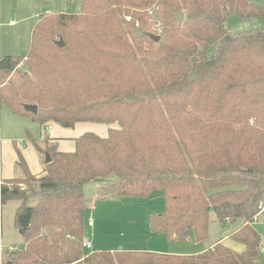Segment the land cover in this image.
<instances>
[{
	"label": "trees",
	"instance_id": "trees-1",
	"mask_svg": "<svg viewBox=\"0 0 264 264\" xmlns=\"http://www.w3.org/2000/svg\"><path fill=\"white\" fill-rule=\"evenodd\" d=\"M176 11L184 12L182 21ZM230 14L264 18V5L80 0L78 13L39 16L26 55L0 57V103L13 114L40 126L113 125L104 137L84 132L73 151L58 150L46 136L44 148L36 144L50 158L41 177L17 151L24 177L1 182L0 200L20 201L14 224L25 244L0 264H256L261 237L252 221L264 206V25L232 33L225 24ZM20 62L16 84L11 76ZM89 182L97 185L96 199L159 195L162 209L149 212L148 224L168 238L187 239L191 231L195 241L206 240L210 212L220 224L239 222L229 238L244 249L216 242L196 255L85 250ZM29 193L37 197L32 206Z\"/></svg>",
	"mask_w": 264,
	"mask_h": 264
},
{
	"label": "rangeland",
	"instance_id": "rangeland-1",
	"mask_svg": "<svg viewBox=\"0 0 264 264\" xmlns=\"http://www.w3.org/2000/svg\"><path fill=\"white\" fill-rule=\"evenodd\" d=\"M254 2L264 5V0H254ZM79 9L80 0H0V50L16 48L18 53H14V56H18L17 54L24 56L29 50L31 30L40 15L78 13ZM225 24L230 32L239 33L263 26L264 18L250 17L244 19L235 14H230L226 18ZM152 31L155 32L154 29ZM21 50L25 52L21 53ZM211 52L212 48H209L207 53L210 54ZM20 63L18 67L22 66V62ZM24 68L22 66L13 73L14 76L11 78L16 84L21 82L22 78L19 72L23 71ZM31 120V118L28 120L13 115L3 105L0 109V139L1 137L2 140L12 138V141L17 142L16 145L24 144L27 140V129L37 134L36 129L39 124ZM1 170L0 165V179L2 177ZM23 177L22 175L20 179ZM96 189L97 185L94 182H89L84 186L87 203L85 213L87 218L94 223L93 227H87L86 237L91 239L94 248L196 255L206 250L209 244L216 243L221 237L224 238V244L237 245L236 242L227 237L237 224L221 225L213 212L209 214L206 240L195 242L191 231H189V240H173V237L168 238L160 230H152L148 224L149 212L157 213L162 209L163 202L159 195L145 199H116L113 197L96 199ZM36 200L37 197L33 193L28 194V205H34ZM19 205L20 201L16 199L0 200V260L3 254L11 251L9 248H21L23 246L24 238L14 224L15 210ZM253 226L264 241V208ZM261 247L264 249V242L261 243ZM259 264H264V252L259 259Z\"/></svg>",
	"mask_w": 264,
	"mask_h": 264
},
{
	"label": "crops",
	"instance_id": "crops-1",
	"mask_svg": "<svg viewBox=\"0 0 264 264\" xmlns=\"http://www.w3.org/2000/svg\"><path fill=\"white\" fill-rule=\"evenodd\" d=\"M21 51H22L21 53L25 52L23 50H21ZM14 53H18V52H16V48H13V50H10V49H4L3 50L2 49V50H0V57H1V55H12L13 56V55H15ZM17 55L19 56V54H17ZM13 76H14V74H12L11 77H13ZM2 107H3V105L0 103V109H2ZM13 115H15V114H13ZM15 116H18V115H15ZM20 117L21 118H27L29 120L28 117H22V116H20ZM48 126H51V127L48 128ZM111 126H113V125L104 124V123H97L96 124L93 122H77L71 128H64V127H62L56 123H51V124L45 125V126L39 125L38 128L36 127L38 129V130L36 129L37 134H34L33 132H31L30 130L27 129L26 130L27 140L24 142V144L19 143L18 145H16L17 142L15 140L12 141V138L2 140L3 138L1 137V139H0L1 140L0 141V149H1L0 165L2 168V170H1L2 177L0 179V184H1V182L5 181V180L12 179V178H20L23 175L22 170L18 166H16V161L18 158L17 151H19L21 153L29 172L35 177H41L42 175H44V171H45L44 170L45 156L38 149L37 145L40 148H44L45 144H46V142H45L46 136L49 137V140H47V142L48 143H54L57 146L58 150H60V151H73L74 145H75L74 139L77 138L78 136H80L81 134H83L84 132H93V133H95L101 137H104L107 135L108 129ZM6 136L9 137V135H6ZM5 163L7 164L6 167H5ZM263 208H264V206H263ZM263 208H262V210H263ZM262 210L255 217V219L252 221V226L257 221V219L260 217ZM86 220H87V222H90V221L92 222V220L87 218V216H86ZM228 224H230V223H228ZM233 224H237V225L234 229H232L231 232H234L240 226L239 222L238 223L235 222ZM221 225H225V224H221ZM88 226L93 227L94 223L92 222L91 225H88ZM231 232H229V233H231ZM259 235H260V233H259ZM227 237L229 238V236H227ZM260 237H261V235H260ZM86 239L90 241V243L92 245V249H95V250L104 249V248H94L91 239L87 238V237H86ZM172 239L173 240H179V238L176 239L175 237H173ZM189 239L190 238L188 237L186 240H189ZM223 241H224V238L221 237L216 242H222L223 243ZM195 242H198V241H195ZM263 242L264 241H262V239H261L260 246H259L260 254H259V256H257L258 258L261 257L262 252H264V249H262V247H261V243H263ZM214 243L209 244L206 247V249L209 247H212ZM24 244H25V242L23 243V246H24ZM225 245L228 246L230 249H232L235 252H241L244 249L243 245H241L239 243H237V245H232V243L225 244ZM14 248L15 247H12L9 249L12 250ZM109 250L113 251L115 249H109ZM258 260L259 259H257L256 264H259Z\"/></svg>",
	"mask_w": 264,
	"mask_h": 264
},
{
	"label": "water",
	"instance_id": "water-1",
	"mask_svg": "<svg viewBox=\"0 0 264 264\" xmlns=\"http://www.w3.org/2000/svg\"><path fill=\"white\" fill-rule=\"evenodd\" d=\"M223 9L226 10V7H224ZM175 18H176L177 20H179V21H182V20L184 19V12H183V11H176V12H175ZM135 33H136V34L139 33V31H138L137 28H135ZM156 40H157V41L159 40V36H156ZM56 44H57L58 46H60V47H63V46H64V42H63V40H62L61 38L58 39V40L56 41ZM24 108H25V110L30 111V112H32V113H35L36 110H37L36 105H28V104H27V105L24 106ZM49 161H50L49 155L46 153V154H45V162H49ZM160 232H162V231L160 230ZM175 238L178 239V237H175ZM259 254H260V252H259V250H258V252H257V256H259Z\"/></svg>",
	"mask_w": 264,
	"mask_h": 264
},
{
	"label": "built area",
	"instance_id": "built-area-1",
	"mask_svg": "<svg viewBox=\"0 0 264 264\" xmlns=\"http://www.w3.org/2000/svg\"><path fill=\"white\" fill-rule=\"evenodd\" d=\"M126 19L128 20L129 18L126 17ZM159 31V30H158ZM21 64V63H20ZM51 126H48V128H50ZM91 221L88 222V225H91ZM82 247L85 249V250H91L92 249V245L90 243L89 240L85 239L83 242H82Z\"/></svg>",
	"mask_w": 264,
	"mask_h": 264
}]
</instances>
